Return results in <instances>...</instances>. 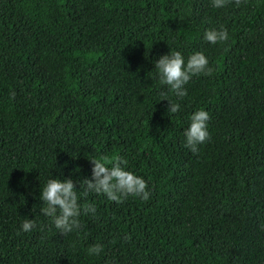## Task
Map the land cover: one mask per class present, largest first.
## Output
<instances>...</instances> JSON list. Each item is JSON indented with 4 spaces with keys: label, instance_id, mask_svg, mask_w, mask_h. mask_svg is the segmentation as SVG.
Here are the masks:
<instances>
[{
    "label": "trees",
    "instance_id": "obj_1",
    "mask_svg": "<svg viewBox=\"0 0 264 264\" xmlns=\"http://www.w3.org/2000/svg\"><path fill=\"white\" fill-rule=\"evenodd\" d=\"M169 49L212 69L178 101L154 67ZM200 107L209 138L192 152ZM101 156L126 159L149 199L90 193L96 216L59 233L39 186ZM0 264H264V0H0Z\"/></svg>",
    "mask_w": 264,
    "mask_h": 264
},
{
    "label": "clouds",
    "instance_id": "obj_2",
    "mask_svg": "<svg viewBox=\"0 0 264 264\" xmlns=\"http://www.w3.org/2000/svg\"><path fill=\"white\" fill-rule=\"evenodd\" d=\"M240 0H235L239 5ZM212 6L221 8L225 0H211ZM228 38V32L223 28H206L203 39L209 43L223 42ZM154 67L160 84L166 85L177 101L187 94L184 85L194 74H210L212 69L207 57L201 51H194L185 58L179 50H170L161 54L155 60ZM162 99L167 100L166 111L177 113L180 104L173 101L168 93H161ZM159 100V101H160ZM209 113L203 107L194 109L188 117L187 126L183 129L184 146L196 152L197 146L209 138L207 122ZM91 170L89 176L73 180L71 175L61 178L51 173L39 186L38 199L42 202L39 212L47 217L52 225L65 234L79 229L81 215L96 216V204L86 198L90 193L103 194L110 201L120 202L128 196L147 200L150 191L146 187V180L127 168L126 159L120 156L89 159ZM78 185V187H77ZM35 227L31 218L24 219L20 224V231L29 232ZM103 245L93 243L87 249L88 254L96 256L102 251Z\"/></svg>",
    "mask_w": 264,
    "mask_h": 264
}]
</instances>
